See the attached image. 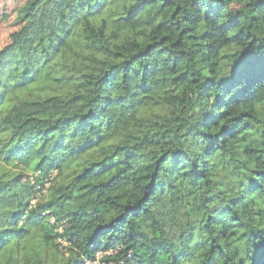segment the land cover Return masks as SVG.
Masks as SVG:
<instances>
[{
    "label": "trees",
    "instance_id": "16d2710c",
    "mask_svg": "<svg viewBox=\"0 0 264 264\" xmlns=\"http://www.w3.org/2000/svg\"><path fill=\"white\" fill-rule=\"evenodd\" d=\"M18 19L0 264H264V0H28Z\"/></svg>",
    "mask_w": 264,
    "mask_h": 264
},
{
    "label": "rangeland",
    "instance_id": "374dc122",
    "mask_svg": "<svg viewBox=\"0 0 264 264\" xmlns=\"http://www.w3.org/2000/svg\"><path fill=\"white\" fill-rule=\"evenodd\" d=\"M28 0H0V50L11 42V34L20 26L18 10ZM56 172H54L55 174ZM49 185V184H47ZM45 192H37L33 202Z\"/></svg>",
    "mask_w": 264,
    "mask_h": 264
},
{
    "label": "built area",
    "instance_id": "2783aa9c",
    "mask_svg": "<svg viewBox=\"0 0 264 264\" xmlns=\"http://www.w3.org/2000/svg\"><path fill=\"white\" fill-rule=\"evenodd\" d=\"M103 252H98L95 259H87L85 264H110L104 261H101V256L103 255Z\"/></svg>",
    "mask_w": 264,
    "mask_h": 264
}]
</instances>
